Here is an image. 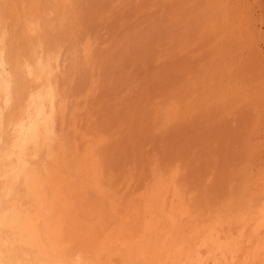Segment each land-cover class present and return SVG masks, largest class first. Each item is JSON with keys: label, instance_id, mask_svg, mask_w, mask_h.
Wrapping results in <instances>:
<instances>
[{"label": "rangeland", "instance_id": "374dc122", "mask_svg": "<svg viewBox=\"0 0 264 264\" xmlns=\"http://www.w3.org/2000/svg\"><path fill=\"white\" fill-rule=\"evenodd\" d=\"M0 14V247L33 254L5 221L75 168L91 81L118 182L180 163L199 194L264 209V0H0Z\"/></svg>", "mask_w": 264, "mask_h": 264}, {"label": "bare ground", "instance_id": "6f19581e", "mask_svg": "<svg viewBox=\"0 0 264 264\" xmlns=\"http://www.w3.org/2000/svg\"><path fill=\"white\" fill-rule=\"evenodd\" d=\"M86 42L84 57L91 68L96 46L90 38ZM90 83L86 105L74 116L80 118L74 130L75 168L60 160L61 168L51 176L53 194L38 186L43 203L18 207L5 221L17 231L15 242L33 254H17L3 240L0 264H264L263 208L235 210L220 194H199L186 167H165L155 158L142 181L135 166L140 183L124 177L123 170L119 174L126 179L117 181L107 155L111 137L88 114L98 86Z\"/></svg>", "mask_w": 264, "mask_h": 264}]
</instances>
